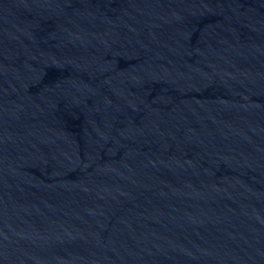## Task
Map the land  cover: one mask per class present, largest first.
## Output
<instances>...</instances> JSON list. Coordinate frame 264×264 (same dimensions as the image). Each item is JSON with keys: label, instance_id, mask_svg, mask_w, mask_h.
<instances>
[{"label": "water", "instance_id": "obj_1", "mask_svg": "<svg viewBox=\"0 0 264 264\" xmlns=\"http://www.w3.org/2000/svg\"><path fill=\"white\" fill-rule=\"evenodd\" d=\"M0 264H264V0H0Z\"/></svg>", "mask_w": 264, "mask_h": 264}]
</instances>
